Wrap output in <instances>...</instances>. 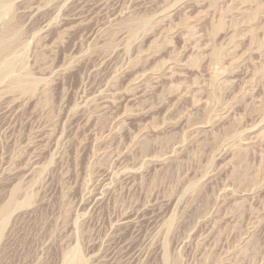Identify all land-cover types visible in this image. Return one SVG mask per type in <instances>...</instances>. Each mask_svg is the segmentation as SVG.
I'll use <instances>...</instances> for the list:
<instances>
[{"label": "rangeland", "instance_id": "rangeland-1", "mask_svg": "<svg viewBox=\"0 0 264 264\" xmlns=\"http://www.w3.org/2000/svg\"><path fill=\"white\" fill-rule=\"evenodd\" d=\"M8 28L0 264H264V0H0Z\"/></svg>", "mask_w": 264, "mask_h": 264}, {"label": "bare ground", "instance_id": "bare-ground-1", "mask_svg": "<svg viewBox=\"0 0 264 264\" xmlns=\"http://www.w3.org/2000/svg\"><path fill=\"white\" fill-rule=\"evenodd\" d=\"M7 31H9V28H8V30H6L5 32H3V33H1L0 34V52L2 53V52H6L9 48H10V46H11V44L10 43H8L7 41H5V39H4V36H5V33L7 32ZM7 65V64H6ZM12 64H8L7 65V67L5 68V69H12L13 67L11 66ZM13 70V69H12ZM10 71V70H9ZM24 78H21L20 76H16V77H14L13 78V84L14 85H16V84H19V86L22 84V86H23V84H24ZM11 204L9 203V205L7 204V206L6 207H4V208H2V209H0V214H3V213H5L6 211H7V209L8 208H10L9 206H10ZM72 261V260H71ZM74 264H80V261H78V262H76V263H74Z\"/></svg>", "mask_w": 264, "mask_h": 264}]
</instances>
